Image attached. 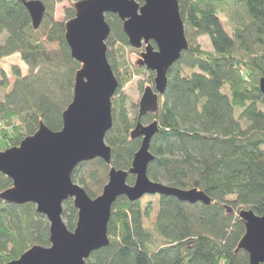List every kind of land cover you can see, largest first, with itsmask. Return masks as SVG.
<instances>
[{"label": "trees", "instance_id": "trees-1", "mask_svg": "<svg viewBox=\"0 0 264 264\" xmlns=\"http://www.w3.org/2000/svg\"><path fill=\"white\" fill-rule=\"evenodd\" d=\"M43 1V22L34 29L21 0H0V36L6 35L0 41V151L18 146L41 122L62 129L63 112L73 99L81 65L71 56L65 24L75 16L74 5L60 22L54 19L55 4ZM179 8L190 48L168 72L159 111L142 119L158 120L160 126L151 144L155 159L148 176L170 186L202 190L211 203L145 195L158 197L156 218L146 227L152 205L143 206V197L130 201L121 196L108 224L110 244L94 251L86 264L249 263L248 253L236 249L245 234L239 211L264 213V0H179ZM223 14L234 23L232 35L224 28ZM107 20L110 43L129 45L118 16L108 14ZM203 36H208L209 49L201 42ZM15 55L21 64L2 68V61ZM108 58L115 71L120 64L114 65L112 53ZM194 68L198 70L190 72ZM9 75L14 83L7 92ZM120 91L113 98V127L105 139L112 150L110 165L97 158L79 164L73 175L91 198L102 193L112 167H132L141 145L140 138L130 136L138 112L130 117L127 97ZM134 181L129 175L128 183ZM12 185L0 172V194ZM77 218V208L67 200L63 219L69 230L75 229ZM34 245H51L45 215L34 203L19 205L0 198V264L18 259Z\"/></svg>", "mask_w": 264, "mask_h": 264}, {"label": "water", "instance_id": "water-1", "mask_svg": "<svg viewBox=\"0 0 264 264\" xmlns=\"http://www.w3.org/2000/svg\"><path fill=\"white\" fill-rule=\"evenodd\" d=\"M21 1L38 29L46 12L44 1ZM74 9L75 16L65 24V38L72 58L81 66L75 75L72 102L63 112L62 129L55 131L41 122L18 146L0 151V172L13 181L0 198L19 205L34 203L49 222L51 245H34L8 264H86L94 251L110 244L108 224L113 204L121 196L137 201L148 194H163L189 203H211L202 190L170 186L148 176L155 159L151 144L160 126L158 120L143 124L141 118L159 111L168 72L190 48L179 0H143V4L137 0H78ZM108 14L121 20L130 46L142 50L137 64L155 77L154 86L143 92L138 122L130 132L131 139H141L132 167H112L102 193L91 198L73 175L82 162L101 158L110 165L112 159L105 139L113 127V98L120 83L108 58L107 41L112 34ZM260 87L264 93V78ZM129 175L135 176L132 185ZM70 199L78 210L73 231L63 219L64 203ZM239 217L245 234L236 250L248 253V264H264V213L259 216L251 209H241Z\"/></svg>", "mask_w": 264, "mask_h": 264}, {"label": "rangeland", "instance_id": "rangeland-1", "mask_svg": "<svg viewBox=\"0 0 264 264\" xmlns=\"http://www.w3.org/2000/svg\"><path fill=\"white\" fill-rule=\"evenodd\" d=\"M138 1V0H137ZM140 3V1H138ZM49 4H55L54 8V19L56 21L63 22L66 20L67 10H69L74 4L68 0L58 1V0H48ZM74 7V6H73ZM221 19L224 25L225 30L232 35L234 23L230 21L223 15H221ZM6 35L0 36V41L3 42ZM208 36H203L201 38V42L205 48H210L208 42ZM111 40H108V52L112 53L114 65L117 63L120 64L118 67L115 66V75L119 80L118 90H121V94H124L127 97V109L130 117L132 119L135 117L136 113L139 110V102L143 95V92L146 87L154 86V77L150 76L149 71L145 67H140L137 62L140 59V52L142 50H138L133 48L130 45L123 44L121 42L114 41L112 44ZM21 64L20 59L15 56L7 57L2 61V68L8 70V67L11 64ZM123 64V66H122ZM23 72L27 71L26 67L22 64ZM197 68L192 69L190 72L197 71ZM127 72L132 74V78L129 79V75ZM128 78V80H127ZM9 87L7 92L11 91L14 77L9 75L8 78ZM4 89L0 90V98L3 97ZM115 98V96H114ZM118 98V97H117ZM264 107V105L262 106ZM241 111H236V115L238 116ZM151 122V121H150ZM148 124V123H146ZM264 149V146L262 147ZM158 197L157 196H145L142 198L143 206H147L148 204L152 205V213L150 218L145 219V226L148 227L156 218V211L158 208Z\"/></svg>", "mask_w": 264, "mask_h": 264}, {"label": "flooded vegetation", "instance_id": "flooded-vegetation-1", "mask_svg": "<svg viewBox=\"0 0 264 264\" xmlns=\"http://www.w3.org/2000/svg\"><path fill=\"white\" fill-rule=\"evenodd\" d=\"M138 112H139V110H138ZM152 113H149V114H147V115H151ZM147 115H145V116H143L142 118H141V121H142V119L144 118V117H146ZM137 119H138V117H137ZM137 122H138V120H137ZM153 122V121H152ZM149 123H151V122H149ZM148 123V124H149ZM146 124V123H145Z\"/></svg>", "mask_w": 264, "mask_h": 264}, {"label": "bare ground", "instance_id": "bare-ground-1", "mask_svg": "<svg viewBox=\"0 0 264 264\" xmlns=\"http://www.w3.org/2000/svg\"><path fill=\"white\" fill-rule=\"evenodd\" d=\"M142 122V121H141ZM143 123V122H142ZM137 124V123H136ZM143 124H145V123H143ZM83 163V162H82ZM81 164V163H80ZM64 210V209H63ZM73 231V230H72Z\"/></svg>", "mask_w": 264, "mask_h": 264}]
</instances>
